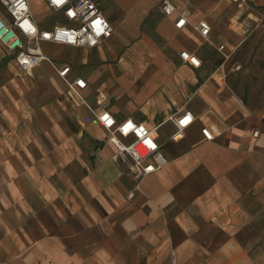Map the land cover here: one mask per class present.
Segmentation results:
<instances>
[{
	"label": "crops",
	"instance_id": "crops-1",
	"mask_svg": "<svg viewBox=\"0 0 264 264\" xmlns=\"http://www.w3.org/2000/svg\"><path fill=\"white\" fill-rule=\"evenodd\" d=\"M161 1L99 4L109 39L40 42L53 65L29 73L0 44V264H264V82L231 63L264 0H170L188 10L182 29ZM39 3L34 21L49 27ZM64 67L86 87L70 90ZM91 110L153 128L166 165L136 187ZM184 113L192 123L172 140L167 117Z\"/></svg>",
	"mask_w": 264,
	"mask_h": 264
},
{
	"label": "built area",
	"instance_id": "built-area-1",
	"mask_svg": "<svg viewBox=\"0 0 264 264\" xmlns=\"http://www.w3.org/2000/svg\"><path fill=\"white\" fill-rule=\"evenodd\" d=\"M41 1L47 5L52 15L49 27L41 28L36 24L30 6L31 0H0L3 12L0 15V44L13 55L15 65L25 73H29L41 62L53 65L52 60L40 51V42L93 48L109 39L114 31L95 0ZM159 10L165 16H174L176 29H182L188 22L187 8H176L170 0H162ZM195 28L204 40L208 39L211 29L205 20H200ZM223 49V45L218 47L219 51ZM179 56L195 68L200 65L194 54L183 51ZM239 68V65L235 66V70ZM68 72L69 67L57 70L70 90L76 92L86 87V82L81 78L70 81L67 78ZM91 111L115 148L113 160L122 164L125 174L135 181L136 187L145 176L166 165L167 160L161 146L153 137V128L130 118L116 120L107 110ZM167 119L177 129L171 137L172 140L181 138L184 129L193 120L189 113L181 116L170 115ZM201 134L206 141H211L214 137L206 126L201 129Z\"/></svg>",
	"mask_w": 264,
	"mask_h": 264
},
{
	"label": "rangeland",
	"instance_id": "rangeland-1",
	"mask_svg": "<svg viewBox=\"0 0 264 264\" xmlns=\"http://www.w3.org/2000/svg\"><path fill=\"white\" fill-rule=\"evenodd\" d=\"M117 0H99L100 6L106 10L110 9V7H113L116 4ZM41 0H34L32 1V11L34 14H36L37 18H42L44 16L43 8L40 6ZM239 3V2H238ZM122 10V8H120ZM241 9V8H240ZM246 14V10L242 11L241 13ZM247 28L250 31V36L247 39L246 45L243 48V50L239 51L236 50V53L233 54L231 63L233 64H239L240 69L239 71H242L243 69L248 70V74H250L254 80H258L262 77L260 80L261 83L264 82V23L260 22H252L249 21L247 23ZM256 45V46H255ZM255 46V48H252ZM47 53V50L44 51ZM237 70V71H238ZM238 71V72H239ZM259 81V82H260ZM260 91V92H259ZM258 95L264 93V84L262 88H258Z\"/></svg>",
	"mask_w": 264,
	"mask_h": 264
}]
</instances>
